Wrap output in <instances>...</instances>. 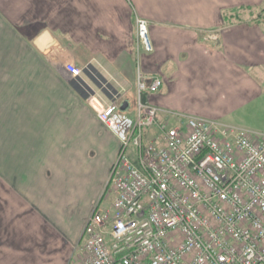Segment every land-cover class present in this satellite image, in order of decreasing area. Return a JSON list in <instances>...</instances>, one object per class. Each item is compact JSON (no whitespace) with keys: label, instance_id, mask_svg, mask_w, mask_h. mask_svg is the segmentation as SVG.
I'll use <instances>...</instances> for the list:
<instances>
[{"label":"crops","instance_id":"crops-1","mask_svg":"<svg viewBox=\"0 0 264 264\" xmlns=\"http://www.w3.org/2000/svg\"><path fill=\"white\" fill-rule=\"evenodd\" d=\"M262 3L0 0V264H68L99 195L89 211L80 209L87 194L81 163L58 165L73 152L52 146L82 142L103 128L119 142L68 77L66 63L90 67L100 81H89L117 91L132 117L141 71L162 79L160 90L143 94L163 111L160 121L175 112L237 124L264 96V21L248 19ZM137 17L149 22L151 53L138 49ZM83 148L76 157L87 155Z\"/></svg>","mask_w":264,"mask_h":264},{"label":"built area","instance_id":"built-area-1","mask_svg":"<svg viewBox=\"0 0 264 264\" xmlns=\"http://www.w3.org/2000/svg\"><path fill=\"white\" fill-rule=\"evenodd\" d=\"M136 28L138 49L153 52L148 21L137 17ZM65 69L120 142L110 175L116 197L93 206L79 264H264V132L175 112L160 121L163 111L143 94L162 79L141 71L132 117L117 91L89 81H100L90 67Z\"/></svg>","mask_w":264,"mask_h":264},{"label":"rangeland","instance_id":"rangeland-1","mask_svg":"<svg viewBox=\"0 0 264 264\" xmlns=\"http://www.w3.org/2000/svg\"><path fill=\"white\" fill-rule=\"evenodd\" d=\"M248 19L252 21L255 20L264 21V3L259 4L258 7H253L252 10L248 12ZM248 108L249 109L247 110L246 113L241 114V116L239 117L240 122H238L237 124L236 122L230 121L231 119L224 118L223 116L211 117V118L219 119L228 123L243 126L249 130L264 132V96L262 99H259L257 102L249 105ZM171 121H176V120L170 119L169 122ZM152 130L153 132L156 133L158 132L155 128H153ZM102 133L103 134L100 133L98 134L97 132L96 135L94 136L89 135L87 140H83L84 142L83 141L80 142L79 140L71 141V142L61 141L59 142V145L57 144V142L55 143L56 148L52 146V148L56 150V153L66 152L69 154V152L71 151L73 152V156H74L73 158L69 160V158L66 156L65 159L60 160V163H58V165L59 164L61 165V162H63L64 160H68L69 162H71L74 165L73 168L75 167V164L81 163L82 174L85 175V180L82 183V185H84V189H82V191H84L83 193L85 194L87 192V194L83 196L84 203L82 205L80 204L79 206L80 209L83 211L86 209L88 211L90 210L91 198L94 197L93 199H95V195H99L95 199V202L97 203L98 201H100L101 208L110 207L113 204L114 199L116 197V192L113 188L112 183H110L111 170L109 168H111V164H109V161L112 157L111 154L114 152L115 148L117 151H119L120 144L119 142H114L112 140L115 143L114 144L110 140L112 138L107 133L105 128H103ZM84 144L88 153L86 156H84V158L81 159L80 157L81 155L77 157L75 155L80 153V151L84 149L83 148ZM86 150L84 151L86 152ZM117 151L116 154L118 153ZM132 153H134L133 149L129 148L127 154L131 155L132 158H135V156ZM115 158L117 159V155L114 157V160H116ZM59 159L60 158L56 159V162ZM58 165L53 166V164H51L50 168L55 167L56 169ZM68 165L70 166L69 163ZM0 180H1V173H0ZM75 189L73 186L71 187V191L73 193H76ZM78 211L80 210L78 209ZM80 218L81 216L75 217V220L71 222L73 230H76L78 228L80 224ZM85 242L86 240L83 239L81 242V246L77 250H74V253L70 257L68 264H79L80 259L84 254L83 250L81 251L80 248L85 245Z\"/></svg>","mask_w":264,"mask_h":264},{"label":"water","instance_id":"water-1","mask_svg":"<svg viewBox=\"0 0 264 264\" xmlns=\"http://www.w3.org/2000/svg\"><path fill=\"white\" fill-rule=\"evenodd\" d=\"M127 108V104L125 103L123 106H122V110H125Z\"/></svg>","mask_w":264,"mask_h":264}]
</instances>
